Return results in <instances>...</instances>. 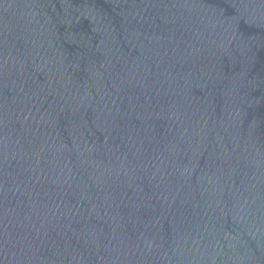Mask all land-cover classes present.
Wrapping results in <instances>:
<instances>
[{
  "label": "water",
  "instance_id": "obj_1",
  "mask_svg": "<svg viewBox=\"0 0 264 264\" xmlns=\"http://www.w3.org/2000/svg\"><path fill=\"white\" fill-rule=\"evenodd\" d=\"M0 264H264V0H0Z\"/></svg>",
  "mask_w": 264,
  "mask_h": 264
}]
</instances>
